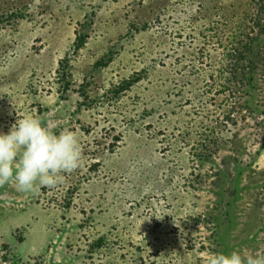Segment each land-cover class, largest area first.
<instances>
[{"label": "rangeland", "instance_id": "1", "mask_svg": "<svg viewBox=\"0 0 264 264\" xmlns=\"http://www.w3.org/2000/svg\"><path fill=\"white\" fill-rule=\"evenodd\" d=\"M26 115L81 162L0 186V264L264 254V0H0V131Z\"/></svg>", "mask_w": 264, "mask_h": 264}, {"label": "clouds", "instance_id": "2", "mask_svg": "<svg viewBox=\"0 0 264 264\" xmlns=\"http://www.w3.org/2000/svg\"><path fill=\"white\" fill-rule=\"evenodd\" d=\"M80 162L81 144L69 129L53 132L40 119L26 115L7 132L0 131V186L11 182L22 193L55 187ZM205 264H264V254L210 253Z\"/></svg>", "mask_w": 264, "mask_h": 264}, {"label": "trees", "instance_id": "3", "mask_svg": "<svg viewBox=\"0 0 264 264\" xmlns=\"http://www.w3.org/2000/svg\"><path fill=\"white\" fill-rule=\"evenodd\" d=\"M256 24L258 25V22H256ZM237 32L238 34L235 33L231 37L235 42L231 50L232 53L231 54L228 53V56L233 57L236 62L235 66L232 69L231 79L239 78L238 80L240 81L241 84H245V81H247V83L250 84L251 77L255 70V66L244 67L243 65H241L240 67V62L246 60L248 53H250L251 51L252 41H254V38L253 37L249 38L248 35H246V33L240 32V29ZM238 35H240L241 37ZM230 114L225 116L227 120L231 119Z\"/></svg>", "mask_w": 264, "mask_h": 264}]
</instances>
